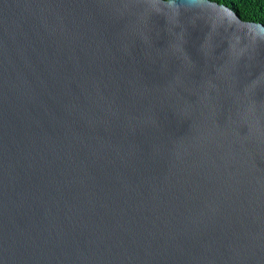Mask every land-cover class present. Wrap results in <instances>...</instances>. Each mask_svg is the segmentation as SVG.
<instances>
[{
    "label": "water",
    "instance_id": "water-1",
    "mask_svg": "<svg viewBox=\"0 0 264 264\" xmlns=\"http://www.w3.org/2000/svg\"><path fill=\"white\" fill-rule=\"evenodd\" d=\"M0 264H264V25L0 0Z\"/></svg>",
    "mask_w": 264,
    "mask_h": 264
},
{
    "label": "trees",
    "instance_id": "trees-1",
    "mask_svg": "<svg viewBox=\"0 0 264 264\" xmlns=\"http://www.w3.org/2000/svg\"><path fill=\"white\" fill-rule=\"evenodd\" d=\"M223 4L236 13L243 21L264 25V0H209Z\"/></svg>",
    "mask_w": 264,
    "mask_h": 264
}]
</instances>
